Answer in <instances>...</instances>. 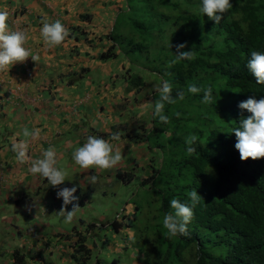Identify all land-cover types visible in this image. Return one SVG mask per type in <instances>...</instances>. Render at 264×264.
Returning <instances> with one entry per match:
<instances>
[{
	"label": "trees",
	"instance_id": "obj_1",
	"mask_svg": "<svg viewBox=\"0 0 264 264\" xmlns=\"http://www.w3.org/2000/svg\"><path fill=\"white\" fill-rule=\"evenodd\" d=\"M124 2L104 36L110 45L98 59H126V79L136 91L145 86L136 69L159 75L160 83L171 84L176 102L165 103L167 123L154 119L151 109V126L137 133L150 153L149 174L138 179L139 191L129 201L133 210L121 215V223L112 221L113 231L134 230L142 264H264V158L242 161L232 132L250 115L239 108L240 102L264 97V84L256 83L247 68L252 51L264 53V0H230L233 7L218 24L202 13V0ZM181 43H186L181 51L192 50L194 59L173 64ZM135 53L145 55L148 66ZM190 84L211 86L212 102H202L203 92L189 93ZM178 90L184 91L183 100ZM158 98L153 90L151 104ZM190 135L197 137L196 151L188 154L185 139ZM131 175L117 171L115 177L128 182ZM193 190L200 200L188 235L168 238L163 218L173 211L171 200L191 205L188 193ZM75 235L74 264H102L98 256L89 261L88 235ZM122 235L127 244L129 236ZM13 259L25 264L18 250Z\"/></svg>",
	"mask_w": 264,
	"mask_h": 264
},
{
	"label": "crops",
	"instance_id": "obj_2",
	"mask_svg": "<svg viewBox=\"0 0 264 264\" xmlns=\"http://www.w3.org/2000/svg\"><path fill=\"white\" fill-rule=\"evenodd\" d=\"M122 1L0 0V11L8 13L9 30L24 31L28 37L25 47L39 57L37 62L29 57L25 62H16L9 71L0 72V264H14L15 250L23 254L25 264H73L75 233H83L86 220L81 209L85 205L81 194L85 192L81 189L91 185L90 177L101 179L104 172L114 177L117 171L131 172L128 182L115 177L129 183L138 178V171H142L141 176L149 174L150 153L146 141L138 139L137 133L151 126V108L145 106L152 103V91L160 78L144 80L146 85H152L148 95L137 93L126 79V59H98V54L110 45L104 36L111 30L118 11L124 9ZM57 20L69 36L62 45L50 48L40 29L42 22ZM24 128L39 129L40 137L25 138ZM113 134H118L119 140L113 141ZM90 135L119 146L122 161L108 170H84L76 165L72 152ZM23 140L28 143L29 161L41 158L42 152L52 147L56 167L66 171L70 180L60 187H77L74 195L79 199L73 203L80 205L76 212L80 211L75 213L71 230L60 213L63 199L57 198L58 189L31 174L30 163H20L12 150L13 143ZM127 151H132L130 164H126ZM128 206L130 202L124 203L123 209L131 212ZM71 208L72 204L66 206L67 210ZM76 220L79 225L74 223ZM130 232L120 228L113 234L117 238L119 234L129 236ZM104 240L110 243L107 238L100 239ZM87 245L92 251L97 247L88 240Z\"/></svg>",
	"mask_w": 264,
	"mask_h": 264
},
{
	"label": "clouds",
	"instance_id": "obj_3",
	"mask_svg": "<svg viewBox=\"0 0 264 264\" xmlns=\"http://www.w3.org/2000/svg\"><path fill=\"white\" fill-rule=\"evenodd\" d=\"M233 7L230 0H202L201 11L206 14L210 20L218 24L226 13ZM8 13L0 11V72L10 70L16 62H25L29 57L34 62H37L39 57L33 55L26 47L27 34L24 31H10L8 27ZM40 35L44 43L48 47H56L63 44L69 36V31L59 21L42 22ZM186 47V43L176 45V57L172 63L181 60L194 59L192 50L181 51ZM247 68L254 76L256 83L264 84V53L252 51L250 59L247 63ZM156 92L159 98L154 104H148L145 109L151 108L153 118H158L161 123H167L168 117L163 114L165 103H175L176 100L172 97V86L169 82L163 81L156 86ZM187 91L192 94L203 92L202 102L205 104L212 102L213 88L207 86L204 88L197 87L195 84H190ZM179 99L183 100L185 93L183 90L177 91ZM240 109L247 110L250 115L239 121L240 126L235 128L236 137L235 149L239 151L240 159L246 161L249 158L257 160L264 158V97L256 99L249 97L247 100L241 101L238 105ZM177 115H179L177 113ZM23 136L25 138L38 139L40 137V130L34 129L29 131L28 128L23 129ZM111 139L113 141L119 140L118 134H113ZM197 141L195 135L186 137L185 143L188 145L186 151L191 154L196 151L193 144ZM28 143L26 140L19 143L12 144V150L17 153V159L20 163H30L29 172L31 174L39 175L47 180L49 185L58 189L56 192L57 198L63 199V206L60 210L61 215L65 216V222L71 223L75 217L76 210L80 207L78 197L74 195L77 187H60L67 179V172L56 167V152L52 147L42 152L41 158L30 160L27 157ZM123 159V155L119 146L110 143L108 140L97 137L88 136L86 142L75 148L72 152V160L81 169L89 170L92 168H99L108 170L117 166ZM70 181V180H69ZM97 181L95 175L90 177V183L94 184ZM191 200V205L181 203L177 199H172L170 204L173 209L172 212L166 214L163 218V228L166 229L168 238L176 237L177 235H188L187 225L193 218V209L199 203L200 196L197 190L188 193ZM72 204L71 210H67L66 206Z\"/></svg>",
	"mask_w": 264,
	"mask_h": 264
},
{
	"label": "rangeland",
	"instance_id": "obj_4",
	"mask_svg": "<svg viewBox=\"0 0 264 264\" xmlns=\"http://www.w3.org/2000/svg\"><path fill=\"white\" fill-rule=\"evenodd\" d=\"M123 8H125V2L122 1ZM121 18V14L118 16V21ZM129 30V28H128ZM133 54V52H131ZM136 57L140 58V63L148 66V60H146L145 55H141L140 53L134 54ZM121 60V56H120ZM135 73L142 76V78L148 82L155 76L154 73L151 71H148L147 69H136ZM93 78H95L94 74L92 73ZM98 76H96L97 78ZM160 78V77H159ZM159 83V81H158ZM155 84L160 85V84ZM149 86L152 85H146L144 87H140L137 91L142 94H147L149 91ZM156 89V87H155ZM154 89V90H155ZM128 152V151H127ZM132 154V151L130 152ZM128 152V156H126L127 162L126 164L131 163V155ZM137 166V165H136ZM138 167V166H137ZM147 173V171H146ZM106 172H104L101 179L100 177L97 178L96 183L91 184L88 187L83 186L81 191L85 192L82 193L81 196L84 197L85 205L81 207L85 212L83 213V218L86 220L84 221L83 233L88 235V242L91 244L94 238H96L98 242H96L97 247L92 251L90 262H93L95 260V257H100L102 264H134L132 261L137 260L140 261V254L138 253L137 246V238H132L134 234V230L130 229L132 231L128 233L129 234V242L126 244L125 241H122L124 238V235H114L115 233L112 229L111 223L115 220L117 217V221L121 223V215H126L128 209L124 208V203H128L129 201H133L135 199V196L137 195V192L139 191V178L142 175V171L136 172V175L138 178H134L133 181L129 183H122L121 181L116 180V178L112 175L106 176ZM89 201V202H88ZM129 209L133 210V204L131 203V206H128ZM80 211V210H79ZM76 212V214L79 213ZM96 211V215L95 212ZM123 211V212H122ZM102 216H104V219H101ZM75 224L79 225V221L76 220L74 222ZM103 223V224H102ZM107 223V225H106ZM88 224H93L91 229L89 230ZM104 225V226H102ZM106 225V226H105ZM66 227H68L69 230L72 228V224L67 223ZM124 229V228H123ZM88 230V232L86 231ZM93 233V234H91ZM131 235V236H130ZM107 238L109 239L110 243L102 244L100 239ZM127 240V239H126ZM105 242V241H103ZM115 242V243H114ZM111 243H114L111 245ZM126 244V248H124ZM108 245V246H107ZM116 258L118 261L113 263V259ZM74 264V261H73Z\"/></svg>",
	"mask_w": 264,
	"mask_h": 264
},
{
	"label": "built area",
	"instance_id": "obj_5",
	"mask_svg": "<svg viewBox=\"0 0 264 264\" xmlns=\"http://www.w3.org/2000/svg\"><path fill=\"white\" fill-rule=\"evenodd\" d=\"M14 31H19L18 29H15Z\"/></svg>",
	"mask_w": 264,
	"mask_h": 264
}]
</instances>
